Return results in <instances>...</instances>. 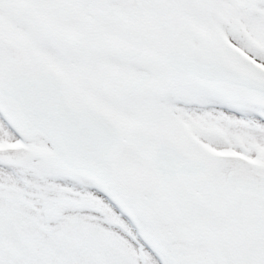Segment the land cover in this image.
<instances>
[{
    "label": "snow or ice",
    "instance_id": "snow-or-ice-1",
    "mask_svg": "<svg viewBox=\"0 0 264 264\" xmlns=\"http://www.w3.org/2000/svg\"><path fill=\"white\" fill-rule=\"evenodd\" d=\"M0 264H264V0H0Z\"/></svg>",
    "mask_w": 264,
    "mask_h": 264
}]
</instances>
